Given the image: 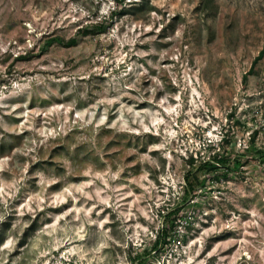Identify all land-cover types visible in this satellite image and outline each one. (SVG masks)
Returning a JSON list of instances; mask_svg holds the SVG:
<instances>
[{"label": "rangeland", "instance_id": "1", "mask_svg": "<svg viewBox=\"0 0 264 264\" xmlns=\"http://www.w3.org/2000/svg\"><path fill=\"white\" fill-rule=\"evenodd\" d=\"M56 3L0 12L7 264H264V161L246 149L264 146V26L247 0ZM54 36L76 42L44 48ZM214 152L240 165L190 170Z\"/></svg>", "mask_w": 264, "mask_h": 264}, {"label": "trees", "instance_id": "2", "mask_svg": "<svg viewBox=\"0 0 264 264\" xmlns=\"http://www.w3.org/2000/svg\"><path fill=\"white\" fill-rule=\"evenodd\" d=\"M118 12H119V10H113L110 12V14L114 15V14H117ZM106 23L107 22H103V21H101L99 23L96 22L95 24L90 25V27L94 33H103L106 31V28L108 26ZM80 31H86V27L85 28L81 27L79 29V32ZM54 42L63 43L64 45L69 46V45L75 44L76 38L73 36V37H70L66 40H62L56 36L49 37L44 42V48L48 47L49 45H51ZM263 52H264V48L261 49L259 54L256 56L255 60L259 59L262 56ZM253 137H254V134L252 137H250V143L246 149L248 151H252L251 157L258 159L259 161H264V146H262V147L256 146L253 142ZM237 157H242V156H240V154H237L234 156V158L231 159L223 153L221 154V153L214 152L212 155L208 156L206 159L205 158L201 159L196 166H191L190 170L193 172L194 171H197V172H199V171H215L216 168L220 167L224 171L223 174L226 175L225 172L230 171L233 164L237 163L240 165L241 161L238 160ZM190 163H191V165H193L192 164L193 161H191ZM188 175H190L189 171L183 176V181L188 180V178H189ZM182 188H183L182 189V195H183L182 200H186V198L191 195L194 188H192L191 185H189V184H185V186H183ZM159 242H160V235L157 234L155 236V240L152 244V248H155Z\"/></svg>", "mask_w": 264, "mask_h": 264}, {"label": "clouds", "instance_id": "3", "mask_svg": "<svg viewBox=\"0 0 264 264\" xmlns=\"http://www.w3.org/2000/svg\"><path fill=\"white\" fill-rule=\"evenodd\" d=\"M247 4L250 10L257 16V19H256L257 25L264 26V0H247ZM0 5H4V7H0V12L5 11V9L7 8V5L5 4V0H0ZM56 6L63 7V0H57V3L54 4L53 7H56ZM116 7L117 5L115 3H112V2L108 3L103 8L102 15L100 17H97V19L99 20V19L106 17L109 12V9L116 8ZM68 12L70 14H76L77 19H81L86 15L82 10H79L77 12V9L74 7H69ZM82 23H88V21L82 20ZM28 30L34 31L35 29H33L30 25ZM75 31L76 29L73 28L72 32H75ZM115 34H116L115 31H113L112 35H115ZM79 75L80 74L78 72H69L66 76L62 74L61 79L70 81L72 86L74 87L76 85L77 78L79 77ZM261 79L264 80V76H262ZM241 106L243 107L244 105H241ZM260 123L264 124V120L260 121ZM253 127H255V125H253ZM2 219H3V214H0V220ZM23 226H24L23 222L18 220L16 225H14V228L16 229V231H20L23 229ZM10 251H11V248L7 250L0 249V264H7V258H8ZM26 253H31L32 255H35L36 249L34 247L28 248L26 246L25 249L21 250V256H25ZM40 255H44V253L41 252ZM20 259H21L20 256L15 257L12 260V264H20ZM36 259L39 260V256H36ZM27 264H35V261L30 258H27ZM41 264H43V262H41ZM57 264H59V262H57Z\"/></svg>", "mask_w": 264, "mask_h": 264}]
</instances>
